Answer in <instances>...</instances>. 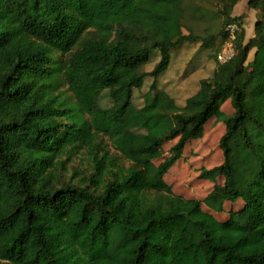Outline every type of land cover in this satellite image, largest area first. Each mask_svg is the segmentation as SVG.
<instances>
[{"label": "trees", "instance_id": "trees-1", "mask_svg": "<svg viewBox=\"0 0 264 264\" xmlns=\"http://www.w3.org/2000/svg\"><path fill=\"white\" fill-rule=\"evenodd\" d=\"M241 1L201 36L185 32V0H0V264H264V0H248L250 40ZM232 23L237 53L220 63ZM188 42L212 46L216 67L181 105L158 79ZM214 117L224 161L200 177L224 183L184 198L165 177ZM83 151L94 171L65 180L63 157ZM239 200L225 221L203 208Z\"/></svg>", "mask_w": 264, "mask_h": 264}, {"label": "rangeland", "instance_id": "rangeland-1", "mask_svg": "<svg viewBox=\"0 0 264 264\" xmlns=\"http://www.w3.org/2000/svg\"><path fill=\"white\" fill-rule=\"evenodd\" d=\"M184 5L186 7V16L184 20L186 33L192 31L201 36H208L222 31L224 19L221 15V11L224 8V0H185ZM238 13L245 14V18L243 19L244 25L246 23L249 32L253 33L257 17L255 11L248 10L246 8V1H243L238 7ZM249 38L250 33L247 31V39ZM76 49L77 47H75L73 51ZM212 49L213 47L210 46L206 48V51H211ZM176 50L177 48L172 50L173 58L171 68L173 67V75L179 76L183 74V65L186 66L185 74L182 75L184 78L180 81L177 88L183 100L195 92L199 80L202 77L211 73V64L207 61L215 62V59L212 57L214 51L206 56L199 53L200 50H203L201 42H188L180 47L179 50ZM251 56L252 55L249 57L250 60ZM159 59L160 52L157 50L154 52L151 62L146 68H154ZM148 86L149 83L141 90L136 91L134 95L136 106H142L144 104L143 95ZM100 105L102 107H110L112 105L109 91L104 92L100 99ZM222 109L229 114L234 112L230 100L224 104ZM225 132L226 126L224 122L221 118L214 117L207 124L203 137L187 145L183 158L176 163L165 177L166 181L172 186L175 194L187 199L195 198L204 201L215 184L224 183L223 177H219L217 182L214 183L202 179L200 175L203 169H212L223 163L224 154L220 146V140ZM176 142L177 140L167 143L164 146L165 157L170 155L171 148ZM104 143L108 145L110 154L119 158V165L127 167L131 164L130 161L121 156L108 139L105 138ZM164 158L156 161V163L159 164ZM63 160L66 162V169H63L61 174L67 181L79 183L82 178L88 177L94 171L93 168L95 164L92 157H90L86 151L73 156L71 159H69L68 156H64ZM244 205L245 203L243 200L226 202L223 212H215L205 203H203V208L205 211L212 213L218 220L225 221L230 217L231 212L241 210Z\"/></svg>", "mask_w": 264, "mask_h": 264}, {"label": "crops", "instance_id": "crops-1", "mask_svg": "<svg viewBox=\"0 0 264 264\" xmlns=\"http://www.w3.org/2000/svg\"><path fill=\"white\" fill-rule=\"evenodd\" d=\"M243 1H246V8L248 10H252V11L254 10V9H249L248 8V0H242L241 2H239L236 5V7L234 9V12H233V15L234 16H239V15L243 14V13H241V14L238 13V7H239L240 3H242ZM254 11H255V13L257 15V11L256 10H254ZM256 20H257V17H256ZM255 23H256V21H255ZM244 26L246 27L248 33H250V38L247 39V40H250L254 36V34H255V29H254V32L252 33V32H249L246 23H245ZM199 53H202L204 56H206V55H209L211 53V51L200 50ZM199 53H197V54H199ZM250 55L253 56L254 55V52L251 53ZM252 56H251V60L253 59ZM207 62H209V64H211V73H209V75H207V76L202 77L201 79L210 76L212 74V72L214 71L215 67H216V64L213 63L212 61H207ZM171 65L172 64H170L169 68L159 77L158 84H159V86L161 88H164L166 91H168L175 98V100L177 101V103H179L181 105H184L186 103L187 99L189 97H191L192 95H194L199 90L201 79L199 80V84H198V87L196 88L195 92L193 94H191L190 96H188L186 99H183L182 100L181 99V96H180V94H179V92L177 90V88H178V85H179L180 81H182V79L184 78L182 75L185 74L186 66L183 65V69H184L183 70V74H180L179 76H175V75H173V67L171 68ZM145 69L147 71H151L153 68L147 69L145 67Z\"/></svg>", "mask_w": 264, "mask_h": 264}, {"label": "built area", "instance_id": "built-area-1", "mask_svg": "<svg viewBox=\"0 0 264 264\" xmlns=\"http://www.w3.org/2000/svg\"><path fill=\"white\" fill-rule=\"evenodd\" d=\"M239 29L240 27L238 23H232L228 25L227 32L229 37L227 41L222 45V48L218 53V61L220 63H226L236 56L237 50L235 41L237 39Z\"/></svg>", "mask_w": 264, "mask_h": 264}]
</instances>
